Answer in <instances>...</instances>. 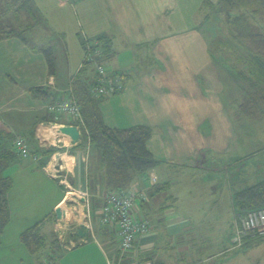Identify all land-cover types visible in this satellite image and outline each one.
I'll use <instances>...</instances> for the list:
<instances>
[{"label":"crops","instance_id":"1","mask_svg":"<svg viewBox=\"0 0 264 264\" xmlns=\"http://www.w3.org/2000/svg\"><path fill=\"white\" fill-rule=\"evenodd\" d=\"M172 1L176 0H0V129L26 140L37 160L28 156L23 164L27 159L18 157L13 164L26 172L34 169L32 174L39 172L47 193L45 200L35 203L40 216L17 230L14 243L20 252H27L20 264H40L41 255H33L20 235L47 215L43 232L47 242L56 239V245L48 247L68 254L90 248V254L81 251L77 256L81 264H134L141 259L153 264H264V241L237 244L233 197L247 176L237 165L241 157L231 136L232 123L222 115L226 111L210 106L208 99L198 104L199 67L188 69L175 58L185 49L192 54L196 45L203 60L198 65L209 60L195 32L177 29L179 21L166 15ZM105 34L110 48L107 74L121 76L125 88L101 99L103 121L118 129L149 126L152 134L146 146L157 161L130 185L146 196L137 200L134 216L146 220L150 228L134 239L132 252L123 258L118 256L116 228L100 222L107 191L99 181L98 155L89 145L87 131L78 126L80 139L74 144L69 136L53 133L49 142L58 152L45 161L41 153L45 147L30 140L31 132L38 133L43 123L64 124L46 106L70 97V82L81 71L83 40ZM177 34L178 41L168 42ZM183 34L188 36L182 43ZM45 48L53 51L52 68L42 52ZM61 57L62 67L57 62ZM84 74L92 83L91 67ZM40 134L52 137L47 129ZM56 138L61 141L58 146ZM34 147L40 152L34 153ZM54 169L62 170L67 184L57 182ZM253 179L257 181L256 176ZM72 196L82 205L81 216L78 205L63 207ZM56 209L61 211L59 218ZM79 228L85 235L78 234Z\"/></svg>","mask_w":264,"mask_h":264},{"label":"rangeland","instance_id":"2","mask_svg":"<svg viewBox=\"0 0 264 264\" xmlns=\"http://www.w3.org/2000/svg\"><path fill=\"white\" fill-rule=\"evenodd\" d=\"M201 1L203 0H176L175 2L172 1V4L167 7L166 15L169 18H174L179 21V23L176 24L178 27L177 29L183 28V31L192 29V31L196 33L193 34L195 35V37H199V40L203 44L205 56L209 60L205 61L203 66L198 65L200 63L199 60L201 61L202 59V54H200L196 50V45L194 46L196 48L195 50H193L192 54L190 50L185 49L182 52H176L175 58L182 60L185 67H187L188 69H190L191 66H194L195 69L199 67L197 77L200 79V81L198 82L201 95L199 96L200 100L198 104L202 106V101L208 99L210 106H215L217 109L220 108L221 110L223 109L226 111V113H223L222 115H226L225 121H230L232 123L233 129L231 130V136L233 142L234 138H236L237 140V154L238 157H241L238 164H236L238 166L242 165V172L244 169V172L247 176L246 181L242 179V187L245 185L248 186L249 184L264 179V102L261 99L264 93L263 91H261L264 88V83L262 81L260 82L258 78L253 79L251 74L249 75V73L246 71V69H248L247 65L244 63L242 64L240 60L238 61L236 56L233 55V53L228 49L227 43L229 30L227 28V22L225 20L226 16L221 13L217 14L214 9L210 11L208 10L209 13L203 10L200 12V10L198 9L201 6ZM217 1L221 0H210L212 4H215ZM177 13L178 15H176ZM253 23L258 22L254 21ZM162 36L165 37V35ZM168 36H171V34H169ZM176 36H178V34L173 38L169 37L168 42L178 41L179 39L175 38ZM180 36H182V41H180L183 43L185 42L184 40H186V37L188 35L183 34ZM105 37L109 39V35L105 34ZM151 37H153V35H148V38ZM148 41H152V39ZM193 42L196 43V41ZM153 44V42L148 43L149 46H152ZM186 47L187 46H185L184 48ZM231 50L234 49L231 48ZM108 56L109 54L104 57V59L109 64L110 60H108ZM72 58L74 59V52L72 53ZM191 59L193 60L192 62ZM58 61L60 62L62 67L64 58H58L57 62ZM85 62L86 61L83 57L81 67H83ZM105 63L106 62L101 64L104 67L107 79L111 80L114 83L118 82L121 86L120 90L122 91L125 88L122 77L117 74H113L112 76L108 75L105 68ZM97 64L92 63L91 66V72L93 73V85H96L98 81L96 67ZM163 79L166 80L165 77ZM165 80L163 81V83L164 85H167ZM119 91L115 92L113 95L110 93L108 95L99 96H102V98L104 99L110 98L117 94ZM173 92L179 93L178 89H173ZM50 106L51 104H48L46 106V110L48 112H51L49 109ZM55 116L56 118L61 119L62 121L60 122L64 124L55 126L53 125V123H43L39 125L41 129L38 133L35 134V140L38 143L41 142L42 146H44L45 149L52 148L49 139H52L53 136L50 138L43 137V135L40 134L42 129L53 131L54 136L56 135L57 137H64L65 134L59 132L57 130L58 127L75 126L77 127L78 131L79 127H82V125L78 122L80 120L71 118L72 116L69 114L62 113L56 114ZM228 116L229 120H227ZM65 121L67 122V124L65 123ZM219 121L223 122L224 119L221 118L219 119ZM216 132L218 133L217 130ZM228 132L229 130L227 128V133ZM202 133H204L203 130H201V135ZM216 137L218 139L220 137L219 134H217ZM200 139L205 138L203 136H200ZM56 140L57 138L55 139V141ZM59 144H61V141H56L55 145L58 146ZM235 148V144L233 143V152L236 151ZM57 152L58 151L53 152L51 155ZM232 154L235 153H231V155ZM22 159H27L26 161H23L24 164L27 163L30 158ZM21 163L22 161H16V165L20 166ZM42 163L43 161L40 162L39 165H41ZM57 170L58 169H54V172H52V175L56 178L57 182L67 181L66 177L63 176V173L61 172L62 170L59 169L60 174H58L59 172H57ZM32 171L34 172V169ZM32 171L26 172V170L18 168L13 163H11L7 168H5L3 172V175L11 177V179L13 180L14 188L12 190H9L7 196L10 197V221L4 228V233L2 234L3 236L0 235V237L2 236V238L0 239V264H20L27 259V252H20L17 249L16 244L14 243L16 241L17 230L24 228L27 224H30V222L35 219V216H40V206H36L35 203L38 202L40 204V199L42 198V200H45L43 196L44 194L47 195V193H45L46 185L42 183V181H40L39 172L32 174ZM254 176L257 177V181H254ZM64 187L66 188V186ZM77 205L78 202L73 197L72 201L64 203L63 207L75 208ZM34 207H37V210L34 211L32 209ZM46 225H48V223H46ZM248 242H250V240H248ZM53 251V261L56 264H58L60 260H63L62 264H81L82 261H79L77 257L80 255V252L82 251L83 253L87 252L90 254V248H81L76 252H72L69 254L63 249ZM38 254L43 255V250L33 252V255ZM41 257L42 256H40V258Z\"/></svg>","mask_w":264,"mask_h":264},{"label":"trees","instance_id":"3","mask_svg":"<svg viewBox=\"0 0 264 264\" xmlns=\"http://www.w3.org/2000/svg\"><path fill=\"white\" fill-rule=\"evenodd\" d=\"M226 16L228 28V49L236 56L242 64H246V71L252 78H258L264 83V0H221L212 4L210 0H203L199 8L209 13L210 10ZM209 10V11H208ZM258 17V18H257ZM257 21L258 23H253ZM109 39L99 37L96 40L85 39L82 42L84 56L92 55L90 61H86L70 82V97L80 108L83 120V129L87 131L89 145L97 152V164L101 169L99 181L106 188V191H126L131 183L139 176L145 174L148 168L157 161L147 149L146 142L152 134L149 126H133L130 128L118 129L107 126L101 114L99 103L102 96H96L92 92L93 81L90 83L85 74L81 73L92 63H104V57L110 51ZM243 50H242V48ZM233 48L234 50H231ZM244 51V52H243ZM43 54L50 68L53 67V51L50 48L42 49ZM96 72V71H95ZM264 92V88L261 90ZM264 102V93L261 97ZM261 108V107H257ZM258 110V109H254ZM50 113L56 115L53 111ZM20 137L26 146L28 156L37 160L36 155H30L26 140L22 136H13L10 131L0 129V232L10 221L8 204V192L12 187V179L3 175L5 168L13 163L16 158L23 157L16 147L15 140ZM35 130L31 132V142L35 140ZM56 148L43 149L41 153L45 160L55 152ZM40 152L34 147V153ZM36 157V159H35ZM65 183H63L64 185ZM234 206L238 214L251 210L264 208V179L243 186L234 193ZM50 215L44 217L20 235V240L33 253L43 250L40 260L54 259L55 248L48 247L56 245V239L47 242V235L43 232L45 222ZM250 241H264L263 236H253ZM248 242V241H247Z\"/></svg>","mask_w":264,"mask_h":264},{"label":"built area","instance_id":"4","mask_svg":"<svg viewBox=\"0 0 264 264\" xmlns=\"http://www.w3.org/2000/svg\"><path fill=\"white\" fill-rule=\"evenodd\" d=\"M92 55L84 56L85 61H90ZM97 84L92 86V92L96 95L114 94L121 89L118 82H112L107 79L104 67L101 63L97 64ZM50 111L56 114H69L80 121L83 120L80 108L72 99H60L55 101L49 107ZM16 147L23 157L28 155L24 141L17 137L15 140ZM36 159V157H35ZM63 183V181H61ZM66 183V181H64ZM154 182V179H152ZM145 194L136 187L130 186L126 191H109L104 196V204L101 209L100 220L104 225L116 228L117 251L119 258H123L133 250L134 239L149 231V224L146 220L136 219L137 200L144 201ZM235 235L239 244H243L253 236L264 235V208L251 210L236 215ZM40 264H54L52 259H42ZM134 264H153L150 260L141 259Z\"/></svg>","mask_w":264,"mask_h":264},{"label":"water","instance_id":"5","mask_svg":"<svg viewBox=\"0 0 264 264\" xmlns=\"http://www.w3.org/2000/svg\"><path fill=\"white\" fill-rule=\"evenodd\" d=\"M57 130L59 132L65 134V135L69 136L71 138V143H73V144L78 142L80 139L79 131H78L77 127H75V126H61V127H58ZM60 213H61L60 209L55 210V216L57 218L60 217ZM77 231H78V234L80 236L85 235V233H83L81 228H79Z\"/></svg>","mask_w":264,"mask_h":264},{"label":"bare ground","instance_id":"6","mask_svg":"<svg viewBox=\"0 0 264 264\" xmlns=\"http://www.w3.org/2000/svg\"><path fill=\"white\" fill-rule=\"evenodd\" d=\"M50 131V135L52 136L53 135V131H51V130H49ZM64 183V182H63ZM67 184V183H66ZM68 200H70L69 198H68ZM79 206V215L81 216V207H82V205L80 206V204L78 205ZM237 241V240H236ZM237 244L239 245V243H238V241H237Z\"/></svg>","mask_w":264,"mask_h":264}]
</instances>
